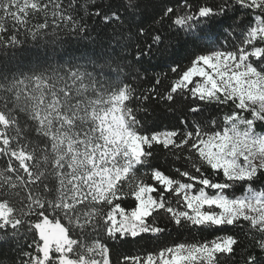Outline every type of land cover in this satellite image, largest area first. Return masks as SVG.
Wrapping results in <instances>:
<instances>
[{
	"label": "snow or ice",
	"instance_id": "snow-or-ice-1",
	"mask_svg": "<svg viewBox=\"0 0 264 264\" xmlns=\"http://www.w3.org/2000/svg\"><path fill=\"white\" fill-rule=\"evenodd\" d=\"M3 249L264 264V0H0Z\"/></svg>",
	"mask_w": 264,
	"mask_h": 264
},
{
	"label": "trees",
	"instance_id": "trees-1",
	"mask_svg": "<svg viewBox=\"0 0 264 264\" xmlns=\"http://www.w3.org/2000/svg\"><path fill=\"white\" fill-rule=\"evenodd\" d=\"M166 83L167 82H165V84ZM153 103H155V102H153ZM225 111H227V109H225ZM154 118H156V126L159 128L171 127L173 125L178 124V121L175 119V117L172 115L166 114L162 107L156 108ZM157 151H158V154H161L160 150H157ZM159 163L162 166H164L162 154H161V159H160ZM164 167L166 168V170L169 173H171L170 168H167V166H164ZM171 174H174V173H171ZM128 203L131 204V201H128ZM185 238H191V237H188L187 234L177 236L176 233H173L172 237L165 238V242L171 243L173 240L185 239ZM120 250L125 254L134 255V254H137V252L139 251V246L129 243V244H125V245L121 246ZM0 251L3 252V255H0V260H3L4 264H11V259L15 256V253L11 249H3ZM113 259L114 260L116 259L115 255L113 256Z\"/></svg>",
	"mask_w": 264,
	"mask_h": 264
}]
</instances>
